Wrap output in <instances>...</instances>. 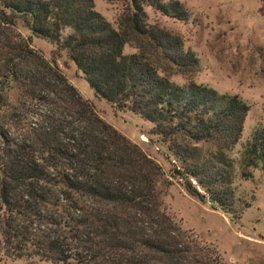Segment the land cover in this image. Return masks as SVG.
Returning <instances> with one entry per match:
<instances>
[{"label":"trees","instance_id":"16d2710c","mask_svg":"<svg viewBox=\"0 0 264 264\" xmlns=\"http://www.w3.org/2000/svg\"><path fill=\"white\" fill-rule=\"evenodd\" d=\"M126 1L114 28L92 0H0V84L17 92L14 107L0 93V250L53 264H224L161 206L157 164L29 46L30 35L53 44L95 96L152 124L184 190L222 209L231 196L227 151L247 106L170 80L194 72L197 60L178 36L148 24L144 7L184 21L179 1ZM125 44L134 52L124 54ZM199 143L213 150L203 155ZM249 153L248 165L264 159V137L253 136Z\"/></svg>","mask_w":264,"mask_h":264},{"label":"rangeland","instance_id":"374dc122","mask_svg":"<svg viewBox=\"0 0 264 264\" xmlns=\"http://www.w3.org/2000/svg\"><path fill=\"white\" fill-rule=\"evenodd\" d=\"M177 1L187 10L184 21L144 7L147 23L178 36L183 50L190 51L197 60L194 72L173 74L170 80L178 85L193 82L219 95H234L247 106L239 140L227 151L231 161V196L222 209L214 201L207 202L206 194L198 199L184 190L183 179L173 172L178 163L173 161L159 137L150 133L152 124L95 96L64 51H56L53 44L31 36L20 21L15 23L14 29L23 38L30 35L32 50L57 67L97 117L157 164L160 172L155 180L158 200L197 244L213 250L224 264H264V159L253 157L254 162L249 165L247 161L253 136L264 137V0ZM92 2L94 10L114 28L127 3L126 0ZM122 52L130 54L134 49L125 44ZM0 86V93L6 95L7 102L14 107L17 92L8 89L10 85ZM23 116L30 119L28 112ZM197 146L203 155L213 150L209 144ZM7 254L0 250V264H53L28 255L11 257Z\"/></svg>","mask_w":264,"mask_h":264},{"label":"water","instance_id":"95a60500","mask_svg":"<svg viewBox=\"0 0 264 264\" xmlns=\"http://www.w3.org/2000/svg\"><path fill=\"white\" fill-rule=\"evenodd\" d=\"M207 202L212 203L213 200H212L211 198H208V199H207Z\"/></svg>","mask_w":264,"mask_h":264}]
</instances>
